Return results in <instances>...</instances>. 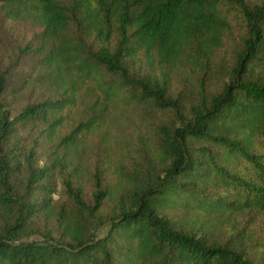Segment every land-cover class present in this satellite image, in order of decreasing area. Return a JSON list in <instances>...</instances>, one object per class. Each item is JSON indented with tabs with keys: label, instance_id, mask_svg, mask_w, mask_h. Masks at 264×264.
<instances>
[{
	"label": "trees",
	"instance_id": "1",
	"mask_svg": "<svg viewBox=\"0 0 264 264\" xmlns=\"http://www.w3.org/2000/svg\"><path fill=\"white\" fill-rule=\"evenodd\" d=\"M0 9L7 19L39 27L33 43L19 48L5 69L0 65V95L28 85L52 92L13 119L0 103V264H264L237 238L212 240L166 213L180 209L194 224L215 213L264 216V0H0ZM236 17L244 26L236 64L220 91L210 94L203 85L208 65ZM139 55L203 71L197 98L173 97L169 73L161 82L132 73L129 61ZM27 60L34 66L18 75ZM89 84L106 96L104 103L128 92L174 114L173 125L159 131L161 171L131 175L137 181L106 219L102 208L113 197L100 180L88 204L68 179L78 209H59L63 238L49 231L41 241L23 240L33 217L56 213L55 175L66 163L56 150L51 166H35L32 147L16 151L18 127L38 122L55 135L60 115ZM103 115L80 122L57 146L74 145ZM23 154L27 174L19 182L15 170Z\"/></svg>",
	"mask_w": 264,
	"mask_h": 264
},
{
	"label": "rangeland",
	"instance_id": "2",
	"mask_svg": "<svg viewBox=\"0 0 264 264\" xmlns=\"http://www.w3.org/2000/svg\"><path fill=\"white\" fill-rule=\"evenodd\" d=\"M36 32H39V27L28 22L7 19L4 11L0 9V65L4 69L19 48L33 43ZM243 32L244 26L240 18L232 19L231 30L225 36L226 41L216 50L203 80L204 88L210 94L218 93L230 76L237 61ZM33 66L34 63L27 60L24 67L18 68V75L23 76ZM129 69L137 75H150L158 82L162 81L164 73H169V93L184 101H194L203 87L200 84L203 71L190 64L168 66L158 58L152 61L139 55L129 61ZM51 95L52 92L45 86L28 85L17 94L8 92L0 95V103L6 106L13 119L28 104L41 102ZM103 101H106V96L96 85H85L76 105L67 108L60 115L63 125L55 135L46 133L47 124L28 122L19 125L16 151L21 149L25 152L32 147L36 154L35 166L44 167L53 164L57 150L66 163L55 175L57 192L53 199L56 213L51 216L39 213L37 217H33L25 232L20 235L23 240L41 241L49 231L53 232L55 239L63 238L58 228L59 209L64 208L66 213L72 214L78 209L67 193L65 182L68 179L73 185L83 189L88 204H94L96 182L100 180L102 188L113 197L112 200L106 199L102 208L103 218L106 219L119 206L120 200L128 196V191L137 181L131 175L143 178L152 168L161 171L163 159L158 148L159 131L163 126L173 125L174 114L170 110H161L152 101L130 99L128 92L121 93L112 103ZM94 105L96 110L93 109ZM101 111L104 115L100 125L83 133L71 147L57 146L80 122H85ZM20 159L21 167L16 168L14 180L22 182L27 174V163L24 161V154ZM166 213L185 228H197L200 232H205L212 240L225 243L237 238L245 251L250 252L256 259L264 260L263 215L215 213L201 216L198 224H194L188 221V216L180 209H166ZM206 219L203 227L202 223ZM107 228L108 224L102 226L97 235L105 234Z\"/></svg>",
	"mask_w": 264,
	"mask_h": 264
}]
</instances>
